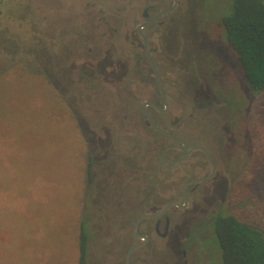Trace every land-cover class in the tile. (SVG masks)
Here are the masks:
<instances>
[{"label": "rangeland", "instance_id": "374dc122", "mask_svg": "<svg viewBox=\"0 0 264 264\" xmlns=\"http://www.w3.org/2000/svg\"><path fill=\"white\" fill-rule=\"evenodd\" d=\"M2 1L0 264H77L79 223L85 214L93 233L88 264H110L113 257L123 254L124 244L115 243L118 237L108 234L109 230L117 234L130 230L134 213L130 210L126 214L124 208L133 207L138 195L145 196L148 188L142 178L132 181L131 174H143L155 165L147 161L150 153L145 150L158 140L151 143L149 132L141 130L142 125L132 124L133 119L140 118V103L150 96L153 86L134 71L139 62L140 68L150 74L135 34L145 3L73 0L74 9L71 0ZM232 1L180 0L174 15L144 33L155 56L163 55L170 66L180 65L184 74L191 64L200 70V86L189 87L181 96L169 99L171 118H180L183 130L196 122V116L206 127L209 121H219L213 134L223 138L230 154V189L235 185L244 196L237 207L264 222V176L254 182L251 175L243 177L245 164L264 143V92L255 93L246 85L237 57L227 43L222 46L220 42L216 47L219 55L224 48L228 54L218 56L222 63L207 56L210 47L217 53L215 41L224 36L220 19ZM70 10L74 14L69 20ZM85 20L90 36L79 37ZM75 21L76 39L65 33ZM201 48L207 51L205 56L198 55ZM186 54L194 55L195 63ZM199 89L204 94L196 96ZM77 90L90 98H79ZM214 97L224 98L228 106L215 103ZM204 101L213 106L197 108L206 105ZM228 130H233L234 136ZM135 144L139 145L134 151ZM90 152L97 161L88 170ZM112 162L123 174L114 169L105 171V177L110 175V185L101 189L102 193L97 190L102 195L97 197L92 174ZM156 172L162 182L155 185L156 197L162 200L178 195L187 177L184 169ZM118 182L122 205L116 211V195L108 207L106 194ZM227 198L226 210H237L228 194ZM99 205L102 211L95 213ZM207 214L197 213L194 223ZM128 240L126 237L124 241ZM219 258L215 250L213 259Z\"/></svg>", "mask_w": 264, "mask_h": 264}, {"label": "flooded vegetation", "instance_id": "af4514ba", "mask_svg": "<svg viewBox=\"0 0 264 264\" xmlns=\"http://www.w3.org/2000/svg\"><path fill=\"white\" fill-rule=\"evenodd\" d=\"M71 1L72 7L75 9V4L73 3V0ZM137 1H144L145 6L141 11V20L136 25L135 34L140 40L139 42L142 48V53L148 61V70L150 74L145 73V69L142 66L140 68L139 62L136 63L134 71L135 75L140 76L141 74V76L144 77L146 81L152 82L153 86L150 96L140 103V118L138 117L133 119L132 124H134V126L138 124L142 125L141 127L143 129L141 130H146L149 132L148 136L151 139V143L156 139L158 142L153 143L152 147H148L145 150L146 153H150L147 161L151 163H153V161L155 162V165L152 166L151 164V168L149 169L151 172L146 171L152 175L150 174V176H148L146 172L140 174L139 171H133L131 174V176H133L132 181H139L142 178L144 182L148 183V188L146 189L147 192L145 193V196L143 195L141 197L142 194H139L135 199L133 206L134 208H124L126 214L129 212L131 213V211L134 213L132 216L130 230L127 231L126 229L125 234H117V232L113 231V229L109 230L108 234L112 235L113 237H118L115 240V243L118 245L124 244V249L122 250L123 254L119 255L117 258L113 257V259L110 261V264H216L215 260L213 259V248L215 246L213 241L214 232L212 229V223H214V220L218 215L222 214L226 210V203L228 204L227 194L229 197L230 191V181L228 179V174L233 172V164L230 159V154L227 147L225 148V146H223L224 144L226 145V142L223 140V138L217 137L215 134H213L214 129L218 126V120H216V123L218 122L217 124L215 122L209 121L208 124L206 123V127L205 123L200 120V117L196 116V118H194L196 122L191 124V126L188 128H184L185 130H183L181 127V121H179L180 118H177V116L171 118L170 115L169 99L172 98L173 95L181 96L189 87L196 89V85L200 86L202 81L200 78L201 73L198 68H195L191 64V69H186L188 72L184 74L180 65L172 64L170 66V64H167L163 55L155 56V49H152L150 46V42L148 40L149 36H146L144 32L150 30L156 25L161 24V22L167 17L174 15L180 7V0H176L175 9L160 15L153 22L151 21L157 16L159 12L170 8L174 4L173 0H164L168 4H164L163 0H135V2ZM72 14H74V12L73 10H70L69 17L71 18L67 19H72ZM78 19L80 21L81 18ZM76 21L79 22L78 20ZM76 21L73 23L72 29L71 27H68V31H64L65 33L71 34L72 38L74 39H76L74 32V30H76ZM85 22L86 20L83 23L84 27L81 26L83 31L79 33V37H84L85 34L86 36H90L89 26L85 24ZM139 26H141L140 31L147 39V50L150 58L143 48V41L138 31ZM101 34L103 35L104 33ZM224 40V36H218V42L215 41L216 44L214 45V49L217 50L216 47L218 44L224 43L222 44V46H224L227 43ZM76 43L77 41H75L74 45H76ZM209 44L213 45L211 41H209ZM184 51L186 53L187 48H185ZM225 51L226 50L224 48L222 53L219 55L217 50V55V53L213 51L212 47H210L208 52L201 48L198 52V55L202 53V55L205 56V52H207V56L211 61L217 60L218 63H222V61L218 59V56L223 55ZM225 54L228 56L227 53ZM75 55V53L72 54L73 58ZM186 56L187 58H190L191 63L192 61L195 63L196 57L194 55L186 54ZM150 60L155 66L156 73L158 75V83L161 88H159L156 83V74L152 68ZM73 65L75 64L73 63ZM175 66L178 67L175 68ZM85 67L87 68L89 65L86 64ZM75 68L76 67L73 66L72 70L74 71ZM106 68L107 67H104V71ZM163 70H170V72L169 74H165ZM66 73L69 74L68 70ZM95 74L96 73L91 70L90 75L94 76ZM149 75H151L150 79ZM172 84L176 85L175 89L171 88ZM207 89L209 90L208 87ZM76 92H80V95L78 96L79 98H90L89 96H81V91L79 90ZM199 94H204L202 89L195 91L196 96ZM212 100H214L215 103L222 104L224 107L228 106L224 98L214 97ZM164 101L166 102L167 107L165 106ZM146 103H153L158 107V109L151 105H146L143 108V104ZM210 105L212 104L208 101L206 102V105H197V108L203 107V109H209L208 107ZM146 114L159 128H162L169 135L181 140L183 143L174 140L168 135L157 132L150 125L148 116ZM208 126L211 128L209 129ZM228 131L234 136L233 130L232 132H230V130ZM202 138H205L206 140L203 141ZM159 140L162 141L160 142ZM88 145L91 149V146L93 145L91 144V139H89ZM138 145L139 144H135L132 150H134V148L136 149ZM91 151H93V148ZM101 159H103V157ZM124 160L127 161V158H124ZM96 161V155H92V152H90L88 155V170H90L91 164L96 163ZM116 162L104 164V166L99 167L98 170L92 174L91 182L95 186V192L97 190L100 192L101 189L103 191V188L106 190L110 185L108 184V176L110 175L105 177L103 174L105 171L111 173L114 169L117 173L119 172V175L122 176V171H117V169L114 168ZM176 167H182L187 173V177L179 191V194L162 200L157 198L155 195L157 190L156 187L157 184L162 182L158 179V173L156 171L159 170L160 172L167 174L170 170ZM152 171L154 173H152ZM197 179H200V181L192 182ZM111 188L113 189L107 191L108 193L106 194L108 199L107 206L109 207V202H111L116 195L117 199L114 209L117 211L122 205L121 182H118L116 187ZM96 196L98 197L102 195L97 191ZM103 197L105 198V196ZM103 197L102 199H104ZM170 202H174L175 204L170 205L166 211L160 215L165 206H167V204ZM102 205L103 204H101V206ZM101 206L99 205L96 208L97 210L95 209V213L96 211H102ZM223 209L225 210L223 211ZM199 212L208 214L204 217V219L199 218V223L195 224V218L197 217L196 214ZM142 216L147 217L140 219L138 222L135 229L137 236H135L133 233V225L135 224V221ZM121 221H124V219H120V222ZM119 225V228H122V230L125 229L123 224ZM89 234L91 237V240L89 241L90 244L93 235L91 230H89ZM126 237L129 238V242L124 241ZM134 246L135 248L131 251L127 259L128 251ZM116 259H118L117 262H115ZM88 260L89 255L87 257V264L89 263ZM101 263L104 264L106 261H102Z\"/></svg>", "mask_w": 264, "mask_h": 264}, {"label": "trees", "instance_id": "16d2710c", "mask_svg": "<svg viewBox=\"0 0 264 264\" xmlns=\"http://www.w3.org/2000/svg\"><path fill=\"white\" fill-rule=\"evenodd\" d=\"M220 23L225 41L237 57L246 85L255 93L264 92V2L233 0L230 9L222 14ZM2 88L0 81V91ZM0 104L2 108V98ZM244 172L243 177L251 175L253 182L264 176V143L247 161ZM241 194L234 185L229 197L237 210L223 209L225 211L212 223L213 256L217 250L220 257L216 264H264V222L238 209L244 199ZM88 228L89 218L85 214L79 223L77 264H87L91 240Z\"/></svg>", "mask_w": 264, "mask_h": 264}, {"label": "water", "instance_id": "95a60500", "mask_svg": "<svg viewBox=\"0 0 264 264\" xmlns=\"http://www.w3.org/2000/svg\"><path fill=\"white\" fill-rule=\"evenodd\" d=\"M173 2H174V4H173L170 8L164 9V10H162L161 12H159V13L157 14V16H156L151 22H153L154 20H156L160 15L165 14V13H167V12L172 11L173 9H175V6H176V0H173ZM151 22H150V23H151ZM140 29H141V26L138 27V31H139V34H140V36H141V38H142V41H143V48H144L145 52L147 53V55L149 56V53H148V50H147V39H146L145 35L140 31ZM149 58H150V56H149ZM150 62H151L152 68H153V70L155 71V74H156V83H157L158 87L161 88V87L159 86V83H158V75H157V73H156L155 66L153 65V62H152L151 60H150ZM160 90H162V89H160ZM162 94H163V96H164L163 91H162ZM164 104H165V106L167 107L165 101H164ZM146 105H151V106L155 107L156 109H158V107H157L155 104H153V103H146V104H143V108H144ZM146 115H147V114H146ZM147 116H148V115H147ZM148 119H149V123H150V125H151V126L157 131V132H160V133H162V134H164V135H168V136H170L171 138H173L174 140H176V141H178V142H180V143H183L181 140H178V139L172 137L171 135H169V134H168L166 131H164L162 128H159V127L153 122V120H152L149 116H148ZM195 149H199V148H195ZM197 181H200V179L194 180V181H192V182H197ZM190 183H191V182H190ZM173 204H175V203H174V202H170L169 204H167V206H165V208H164L163 211L160 213V215H161L162 213H164V212L166 211V209H167L170 205H173ZM145 217H147V216H142V217L138 218V219L135 221V224L133 225V233H134L135 236H137V235H136V232H135V229H136V226H137L138 222L140 221V219L145 218ZM134 248H135V246L132 247V248L128 251V253H127V259H128L129 254L131 253V251H132Z\"/></svg>", "mask_w": 264, "mask_h": 264}]
</instances>
